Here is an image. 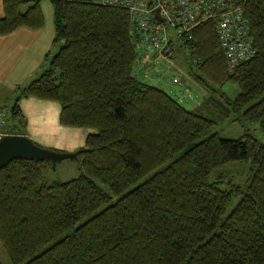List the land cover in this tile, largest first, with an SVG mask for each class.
I'll use <instances>...</instances> for the list:
<instances>
[{"label": "trees", "instance_id": "1", "mask_svg": "<svg viewBox=\"0 0 264 264\" xmlns=\"http://www.w3.org/2000/svg\"><path fill=\"white\" fill-rule=\"evenodd\" d=\"M49 2L55 53L17 88L3 135L25 136V98L55 102L61 126L93 132L77 151L75 179L46 183L48 161L0 168V246L11 264H264V144L208 134L239 113L264 135V0L241 3L255 55L233 69L214 23L194 30L192 56L211 85L199 79L210 94L193 110L132 74L126 11ZM39 4L3 0L0 36L42 28ZM226 82L238 85L233 100L219 91ZM248 160L244 187L210 180L217 167Z\"/></svg>", "mask_w": 264, "mask_h": 264}, {"label": "built area", "instance_id": "2", "mask_svg": "<svg viewBox=\"0 0 264 264\" xmlns=\"http://www.w3.org/2000/svg\"><path fill=\"white\" fill-rule=\"evenodd\" d=\"M88 2L89 0H62ZM244 0H97L106 7H115L129 15V35L134 44L132 74L143 80H162L165 75L179 84L180 72L172 73L175 55L193 53L194 30L214 23L226 64L233 69L255 55L249 21L243 13ZM186 94V96H184ZM178 100L193 99L189 88L179 91ZM8 112L0 108V128ZM1 137V133H0Z\"/></svg>", "mask_w": 264, "mask_h": 264}, {"label": "rangeland", "instance_id": "3", "mask_svg": "<svg viewBox=\"0 0 264 264\" xmlns=\"http://www.w3.org/2000/svg\"><path fill=\"white\" fill-rule=\"evenodd\" d=\"M190 51H185L182 54H176L173 60L174 67L172 73L177 76V73L181 72L183 76L179 78V84L175 85L170 81V76L165 75L162 80L154 79L143 80L142 82L162 89L167 92L173 99L178 100L180 97L179 91L181 89L189 88L193 99L185 97V101H179L186 109L193 110L196 105L205 99L210 94V90L201 83L200 80L209 82L206 75L197 66L196 57L190 54ZM230 100H233L238 92V85L231 82L224 83L219 90ZM3 93H0V107H4L5 110L11 105L12 100L4 98ZM186 96V94H184ZM37 103L34 106L28 105L26 112L28 114L29 126L26 125L24 129L25 134L33 136L32 140L35 144L42 148L53 150L61 153H72L70 147L77 146V151L83 147L84 138L87 134L93 132L89 128H73L63 127L58 124L57 117L59 107L56 103H43L36 100ZM39 105V106H36ZM239 113L231 115L228 119L219 122L214 128L210 130V133H216L223 139L235 140L242 138L244 134H249L257 142L264 144V135L260 130L259 126L256 125H245L238 120ZM5 124L0 128V133L4 132L3 128ZM6 132V131H5ZM1 136H4L1 134ZM207 136V135H205ZM26 137V136H25ZM28 138V137H27ZM79 147V148H78ZM251 162L248 161H236L224 164L217 167L210 175V180H218V186L221 189H227L229 182L233 181L234 184L245 186L247 180L251 176ZM80 175L77 164L72 159H66L58 162L55 167L48 166L44 172V181L46 183H52L55 181L67 182L75 179ZM219 177V178H218ZM238 202V197L234 196L231 203L226 207V215L235 207ZM0 263L11 264L7 254L0 246Z\"/></svg>", "mask_w": 264, "mask_h": 264}, {"label": "crops", "instance_id": "4", "mask_svg": "<svg viewBox=\"0 0 264 264\" xmlns=\"http://www.w3.org/2000/svg\"><path fill=\"white\" fill-rule=\"evenodd\" d=\"M39 5L43 16L42 28L31 30L20 27L8 35L0 36V93H3L2 96H4V98L12 100V103L16 97L17 88L25 87L31 81L37 79L41 72L47 67L48 63L46 56L49 55L48 57L50 58L55 53V48L53 47V8L49 0H40ZM3 15V0H0V18H2ZM36 100L38 99L25 98L19 101L20 110L26 118V121L29 120L26 107H28V105L34 106L37 104L33 103L37 102ZM38 101L49 104L55 103L43 100ZM58 107L57 121L60 125V106L58 105ZM27 126H29L28 121ZM1 134H5V132ZM25 136L28 137V139H34V137L29 134H25ZM86 136L84 138L83 147L85 145ZM83 147L81 146V148ZM76 149L77 146L70 147V151L77 152Z\"/></svg>", "mask_w": 264, "mask_h": 264}, {"label": "water", "instance_id": "5", "mask_svg": "<svg viewBox=\"0 0 264 264\" xmlns=\"http://www.w3.org/2000/svg\"><path fill=\"white\" fill-rule=\"evenodd\" d=\"M78 152L61 153L39 147L25 136L4 135L0 137V168L6 167L15 159L48 161L52 167L63 160L77 161Z\"/></svg>", "mask_w": 264, "mask_h": 264}]
</instances>
